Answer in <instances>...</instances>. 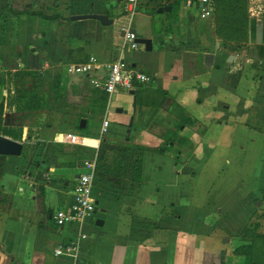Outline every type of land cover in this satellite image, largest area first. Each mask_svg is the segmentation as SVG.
<instances>
[{
    "label": "crops",
    "instance_id": "0c3cea01",
    "mask_svg": "<svg viewBox=\"0 0 264 264\" xmlns=\"http://www.w3.org/2000/svg\"><path fill=\"white\" fill-rule=\"evenodd\" d=\"M212 1L203 17L194 0H139L130 17L124 0H0V134L23 145L0 155V264H264V0L228 32ZM88 13L108 20L70 19ZM122 27L151 50L131 49ZM91 56L153 81L91 111L104 92L79 70ZM56 77L73 109L57 100L45 114L40 90ZM69 114L86 121L71 133L87 147L64 135L74 153L52 146ZM86 160L96 216L58 227L52 212L70 206ZM68 241L76 248L54 255Z\"/></svg>",
    "mask_w": 264,
    "mask_h": 264
},
{
    "label": "built area",
    "instance_id": "2783aa9c",
    "mask_svg": "<svg viewBox=\"0 0 264 264\" xmlns=\"http://www.w3.org/2000/svg\"><path fill=\"white\" fill-rule=\"evenodd\" d=\"M192 1V0H190ZM199 5L204 17L208 13L210 0H194ZM124 12L132 17L138 10L139 0H124ZM123 40L131 49H137L139 44L135 41L136 34L130 31L129 27H122ZM80 72L86 77L93 88L102 90L107 94H113L118 90H133L136 84L148 85L153 77L134 67L124 59L119 58L111 63L100 62L96 57L91 56L87 62L79 65ZM109 120L105 117L102 120L100 135L108 130ZM67 141L81 147H87L88 139L85 135L67 133ZM84 171L80 173L73 185L71 204L67 208L57 209L52 212V219L58 227L67 224L81 223L96 216V204L91 192L94 184V161L86 160L83 163ZM85 237V235H82ZM77 246L76 241H68L57 245L54 248V255L73 251Z\"/></svg>",
    "mask_w": 264,
    "mask_h": 264
},
{
    "label": "rangeland",
    "instance_id": "374dc122",
    "mask_svg": "<svg viewBox=\"0 0 264 264\" xmlns=\"http://www.w3.org/2000/svg\"><path fill=\"white\" fill-rule=\"evenodd\" d=\"M249 0H213L212 3H214V8L216 11V19H219L220 26L222 24L223 31L228 32V30L234 31V24H239L240 20L242 18L247 17V9L246 5ZM123 4V3H122ZM239 20V21H238ZM220 29L222 30L221 26ZM237 33V32H235ZM59 81L61 82V78L59 77ZM38 87L40 85H37ZM44 88L40 91H43L45 95H47V102L42 110H44L45 114L49 112L50 109H55L56 105L58 103V108L70 111L73 109V105L70 104V102H67V96H69V93H74V91H68L67 87L65 85H58L56 89V93L61 95L60 101L56 102L54 98V88L55 85H44ZM68 94V95H67ZM42 97L44 95L42 94ZM37 113V112H36ZM31 115H34V113H30ZM72 114H69V116H65L63 118V122L60 123L58 132L55 136L56 143L52 144V146L56 147L58 146L62 151H68V153H74L73 148L69 147V145L65 142V134L73 132L76 130V127L78 125V119L73 118L71 116ZM9 121H13L14 117L16 116H8ZM17 120V119H15ZM61 139L64 140V142H61ZM63 144V145H62ZM254 225V224H250Z\"/></svg>",
    "mask_w": 264,
    "mask_h": 264
},
{
    "label": "water",
    "instance_id": "95a60500",
    "mask_svg": "<svg viewBox=\"0 0 264 264\" xmlns=\"http://www.w3.org/2000/svg\"><path fill=\"white\" fill-rule=\"evenodd\" d=\"M212 1V0H210ZM164 9L169 10L170 6L164 7ZM162 8L159 9L161 11ZM85 18H94L99 20L102 23H106L107 16L103 14H97V13H88V14H80V15H72L70 17L71 20H77V19H85ZM110 22V21H109ZM131 32L135 33L133 29H130ZM123 34V33H122ZM135 41L141 45H144L146 50H151L152 48V43L151 40L148 38H142V37H137L135 38ZM210 57L212 55H209ZM131 94L134 93V91H130ZM85 120L81 119L80 121V128H84L85 126ZM132 121H130L129 125H131ZM129 131V129H128ZM22 142L13 140L11 138H8L6 136H3L0 134V155H9V156H19L22 152ZM97 224H102V220H97Z\"/></svg>",
    "mask_w": 264,
    "mask_h": 264
},
{
    "label": "trees",
    "instance_id": "16d2710c",
    "mask_svg": "<svg viewBox=\"0 0 264 264\" xmlns=\"http://www.w3.org/2000/svg\"><path fill=\"white\" fill-rule=\"evenodd\" d=\"M59 84H60L59 78H57V77L54 78L53 79V82H52V85H55L56 86L54 88V91H55L54 98H55L56 101L59 100L60 99V96H61V95H59V94L56 93V89H57V87H58ZM18 95H19V97L21 99H25L27 101H32L31 100V97H34L35 96V93H34V89L29 88V90H27V91H20L18 93ZM107 96H108L107 93L100 91L98 93V97L95 98V99H93L94 103L91 100V103L89 104V110L94 111L95 106H97V107H99V110L103 111L105 109V106H106V103H107ZM33 106L36 107V105H33ZM21 108L24 109V106H22L20 108L18 107V109H21ZM2 110H3V101L1 100V103H0V132L2 134H4V135H9V132L7 130L1 129ZM77 129L82 130V129L79 128V125H77ZM139 168H140V166H139V163H138L135 166V168H134V176L135 177H137V175L139 174Z\"/></svg>",
    "mask_w": 264,
    "mask_h": 264
},
{
    "label": "bare ground",
    "instance_id": "6f19581e",
    "mask_svg": "<svg viewBox=\"0 0 264 264\" xmlns=\"http://www.w3.org/2000/svg\"><path fill=\"white\" fill-rule=\"evenodd\" d=\"M88 142V141H87Z\"/></svg>",
    "mask_w": 264,
    "mask_h": 264
}]
</instances>
